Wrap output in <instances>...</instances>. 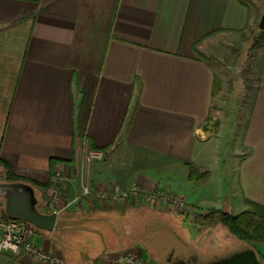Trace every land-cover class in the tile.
Returning <instances> with one entry per match:
<instances>
[{
  "label": "crops",
  "instance_id": "crops-1",
  "mask_svg": "<svg viewBox=\"0 0 264 264\" xmlns=\"http://www.w3.org/2000/svg\"><path fill=\"white\" fill-rule=\"evenodd\" d=\"M263 14L264 0H0V178L9 172L35 184L45 213L58 169L72 178L68 201L84 183L125 191L137 182L181 195L195 185L190 165L209 172L196 164L204 159L196 148L218 134L205 138L219 96L206 54L218 38L241 35ZM242 145L243 185L264 187V51ZM88 147L105 149V160L86 164ZM258 198L247 199L264 205ZM167 210L133 196H84L34 242L58 264H110L119 251L158 264L139 236L161 224L153 216L174 215ZM190 224L198 234L216 227ZM226 248L225 256L234 252ZM193 256L204 263L198 254L179 260ZM0 264L43 263L25 251H4Z\"/></svg>",
  "mask_w": 264,
  "mask_h": 264
},
{
  "label": "rangeland",
  "instance_id": "rangeland-1",
  "mask_svg": "<svg viewBox=\"0 0 264 264\" xmlns=\"http://www.w3.org/2000/svg\"><path fill=\"white\" fill-rule=\"evenodd\" d=\"M260 20L249 26L241 35L218 38L217 45H212L211 53L206 54L215 67L216 79L221 81V92H218L217 96H219L215 100L214 109L216 110H213L215 119L212 117L214 120L208 124L207 129H210L205 130L208 132L204 131L205 138L216 135L217 132L218 134L212 140L200 143L196 148V155L204 158L199 162L196 161V164L203 165L204 170H209L206 178L194 182V186L190 184V186L182 188L181 195L169 194L183 197L186 207L183 210L173 209L170 211L168 209L167 211L173 212L174 215L163 213L161 224L141 229L143 236L139 237L142 240H152L151 244L156 249L154 251L160 257L158 264H166L165 262L170 258L180 259L193 254H198L200 261L205 263L213 260L216 255L225 256L224 253L230 251L224 250L228 244L229 247L226 249L231 247L230 249L233 251L253 248L259 258L264 254V242L241 241L231 235L222 225L198 234V230L194 231L190 224L194 215V211L191 209L193 204L202 207H217L238 214L241 211L252 209L250 200L247 199L251 195L254 199L264 196V187L253 181L249 180L250 187L243 185L239 166V161L246 153L242 145V132L247 124V114L256 92L262 52L264 51V48L257 49L253 45L256 37L260 34ZM195 169L198 172H203L200 171L201 168L196 167ZM161 177L163 180L167 177L173 182L180 183V180H177L175 176L161 175ZM0 182L8 181L0 178ZM133 184L145 190L137 182ZM85 185L91 186V183L82 184V188ZM102 187L108 189L103 185ZM247 194L249 197L245 196ZM133 197L136 198V196ZM63 200L66 203L71 201V199L68 201L64 196ZM0 202H2L1 199ZM194 210L205 211L200 207H195ZM184 216L190 217L185 218ZM149 218L152 219V216ZM166 222L170 223L169 231L166 229ZM137 229L134 230L136 233H138ZM186 237L190 239L188 244L184 241Z\"/></svg>",
  "mask_w": 264,
  "mask_h": 264
},
{
  "label": "built area",
  "instance_id": "built-area-1",
  "mask_svg": "<svg viewBox=\"0 0 264 264\" xmlns=\"http://www.w3.org/2000/svg\"><path fill=\"white\" fill-rule=\"evenodd\" d=\"M107 152L103 148L88 147L84 151V160L87 163H95L103 161L106 158ZM72 182L71 176L62 169L54 172L53 184L49 189L47 198L43 201V208L48 212H57L71 206L79 204L80 198L84 196H93L99 201L117 202L124 199H129L132 196L142 199V201L151 204L152 206H163L169 210H183L185 201L183 197L178 195H169L161 188H151L142 190L136 184H133L128 190H111L94 185H85L81 190V194L69 202L63 200L65 190ZM41 232V229L33 223L15 220L9 218L6 213L0 216V255L4 251H11L15 254H20L22 251L28 253L33 259L42 262L43 264H58L61 260L44 252L34 242V237ZM110 264H157L156 261L144 260L135 253L119 251L112 255Z\"/></svg>",
  "mask_w": 264,
  "mask_h": 264
},
{
  "label": "trees",
  "instance_id": "trees-1",
  "mask_svg": "<svg viewBox=\"0 0 264 264\" xmlns=\"http://www.w3.org/2000/svg\"><path fill=\"white\" fill-rule=\"evenodd\" d=\"M253 45L257 49L264 48V29L260 30V34L256 37ZM220 89L221 85L219 81L215 79L214 95H216L220 91ZM0 163L2 162L0 161ZM195 168L196 166L194 165L189 166V180L197 182L206 178L209 172H198ZM6 176L8 182L23 181L19 177L11 175L9 172H7ZM31 184L35 186V184ZM249 203L251 204L252 209L243 211L238 214H234L232 212H228L222 209H209L206 211L193 210L194 215L192 220L196 225L203 228H210L217 225H222L231 233V235L244 242H264V205L251 201ZM153 218L157 222H163L162 214H159L158 216L155 215L153 216ZM165 224L166 229L169 231L170 228L168 226H170V223L166 222ZM148 227H152V225L149 224ZM141 236L143 235L141 234ZM137 238L138 237L136 236L134 237V239ZM134 239L132 238L131 240L133 241ZM143 240L145 241V243H147L146 245L148 246V248L155 253L154 250L156 249L153 247V244H151L152 240ZM260 260L264 262V254L261 255Z\"/></svg>",
  "mask_w": 264,
  "mask_h": 264
},
{
  "label": "water",
  "instance_id": "water-1",
  "mask_svg": "<svg viewBox=\"0 0 264 264\" xmlns=\"http://www.w3.org/2000/svg\"><path fill=\"white\" fill-rule=\"evenodd\" d=\"M264 29V14L259 22ZM0 197L4 200L6 215L15 220L33 223L42 230L53 231L57 224V212L45 213L39 209L40 199L35 188L23 181L0 182ZM179 264H264L256 250L246 248L205 263H198V257L179 260Z\"/></svg>",
  "mask_w": 264,
  "mask_h": 264
},
{
  "label": "flooded vegetation",
  "instance_id": "flooded-vegetation-1",
  "mask_svg": "<svg viewBox=\"0 0 264 264\" xmlns=\"http://www.w3.org/2000/svg\"><path fill=\"white\" fill-rule=\"evenodd\" d=\"M168 261L169 264H179V259L170 258Z\"/></svg>",
  "mask_w": 264,
  "mask_h": 264
}]
</instances>
